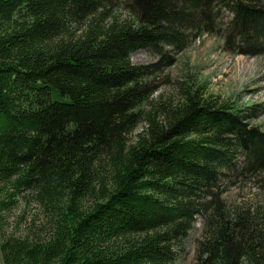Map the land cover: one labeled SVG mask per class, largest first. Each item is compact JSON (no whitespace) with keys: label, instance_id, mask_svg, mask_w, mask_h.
Segmentation results:
<instances>
[{"label":"trees","instance_id":"obj_1","mask_svg":"<svg viewBox=\"0 0 264 264\" xmlns=\"http://www.w3.org/2000/svg\"><path fill=\"white\" fill-rule=\"evenodd\" d=\"M205 34L264 55V0H0L3 264H176L196 223L189 264H264V201L224 197L264 174L262 105L156 93Z\"/></svg>","mask_w":264,"mask_h":264},{"label":"rangeland","instance_id":"obj_2","mask_svg":"<svg viewBox=\"0 0 264 264\" xmlns=\"http://www.w3.org/2000/svg\"><path fill=\"white\" fill-rule=\"evenodd\" d=\"M131 59L135 63H148L155 60V57L148 50L140 48L131 54ZM175 61L176 63L168 68L166 79L160 82L156 93L174 92L178 86L177 79L189 74L202 83L207 92L218 94L224 100H232L231 105L247 111L251 106L258 104L262 105L264 110V55L228 51L224 49L222 37L205 34L200 39L193 40L181 54L176 55ZM250 119L251 123L264 130V111L258 117ZM224 197L228 202L256 198L264 201V174L259 175L256 181L229 186ZM31 207L32 205H28V201L25 202L20 196L17 206L6 213L8 223L17 221L21 213ZM200 228V223H196L184 239L176 264L192 262L195 240ZM0 264H3L1 251Z\"/></svg>","mask_w":264,"mask_h":264}]
</instances>
